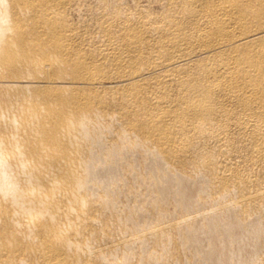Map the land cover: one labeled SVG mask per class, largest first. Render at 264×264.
<instances>
[{"label": "bare ground", "instance_id": "1", "mask_svg": "<svg viewBox=\"0 0 264 264\" xmlns=\"http://www.w3.org/2000/svg\"><path fill=\"white\" fill-rule=\"evenodd\" d=\"M0 264H264V0H0Z\"/></svg>", "mask_w": 264, "mask_h": 264}, {"label": "rangeland", "instance_id": "2", "mask_svg": "<svg viewBox=\"0 0 264 264\" xmlns=\"http://www.w3.org/2000/svg\"><path fill=\"white\" fill-rule=\"evenodd\" d=\"M107 151H108V150H106V151H104V152H100V156H101V159H100V160H101V161H104V160H105V157H106ZM108 152H109V151H108ZM137 152H138V151H137ZM137 152L135 151V153H137ZM103 153H104V155H103ZM135 153H134L131 149H129V150H126V151H124V152H122V153L119 154V155H120V156H119V157H120L119 159H121V160H117V158H115L114 160H112V159H108V160H109V161H108V160L106 159L104 163H105L106 165H108V164H111V163L114 164V163L116 162V164L118 163V164H120V165H121V164L124 165L125 168L123 167V171H122L123 173H122V174H125V175H122V174H121L123 177L120 176L119 179H118V178H117V180L114 179L115 181L112 180L113 183H111V181H110L111 184L108 185V186H109V187L111 186L112 188L110 187L109 189L112 190V189H115V188H116V189H117L116 191H120V192H122V193H121L122 196L118 197L117 200H120V199H121V200H124L123 203L125 202V204H127L128 202L130 203L131 201L134 202L135 200L138 201V204H140V205H137V204H136L137 202H134V203H135V205H137V208H138L139 206H140L139 208H142L140 211L142 212L143 215L140 214V213H141L140 211H139L138 213H139V215L141 216L140 220L143 221L144 224H146L149 220H150V222H153V220H156L155 218H154L153 220L151 219V216L154 217V215H152V214H154V210L151 209V208L148 206V204H149V203L151 202V200H152V199H151V196H152L153 194H151V193H153L155 186H154V185H151V184H154V183H150V182H148V183L144 182V183H143V181L141 182V184H140V182H137V183H135V184L133 183V187L131 186V183H132L131 178H132V177H131V174L128 175L127 173H131V171H129V170L132 169V166H131V165H128V164H134V163L136 164V163H138V161L141 163V162H144V161L146 160V159H145L146 154H145L144 152H140V153L138 152V154H135ZM101 154H102V155H101ZM125 154H126V155H125ZM127 154H128V156H127ZM133 154H134V155H133ZM132 155H133V156L137 155V156L134 157V160H133ZM122 157H123V158L128 157V159H127V158L125 159V161H126V160H128V161H126V162H125V161H122V160H123ZM131 157H132V158H131ZM135 158H136V159H135ZM138 158H139V160H138ZM130 159H131V160H130ZM130 161H133V162H130ZM135 161H137V162H135ZM109 162H110V163H109ZM122 162H123V163H122ZM129 162H130V163H129ZM99 163H100V161H99ZM101 163H102V162H101ZM126 164H127V165H126ZM130 167H131V168H130ZM133 170H134V169H133ZM124 171L127 172V173H125ZM124 176H125V179H124ZM129 176H130V177H129ZM126 178H127V179H126ZM128 178H129L130 180H129ZM119 180H120V182H121L122 180H123V182H124V181H127V182H124V183L121 182V183H120ZM128 181H129V182H128ZM130 181H131V182H130ZM119 183H120V184H119ZM125 183H127V185H126ZM145 183H146V184H145ZM114 184H115V186H114ZM139 184H140V185H139ZM143 184H144V185H143ZM147 184H148V185L150 184L151 187H149L150 185L147 187ZM116 185H118V186H116ZM119 185H120V186H119ZM125 185H126V187H125ZM108 186H107V188H108ZM122 186L125 187V189H124ZM135 186H137V188H138L137 190H135V188H136ZM142 186H143V190H142ZM144 186H146L147 188L144 187ZM152 186H154V187H152ZM113 187H114V188H113ZM128 187H129V188H128ZM140 187H141V189H140ZM119 188H120V189L122 188V189H121L122 191H121ZM118 189H119V190H118ZM127 189H128V190H127ZM132 189H133V190H132ZM144 189H145V190H144ZM149 189H150V190H149ZM111 190H109V191H111ZM123 190H124V191H123ZM141 190H142V192H141ZM146 190L148 191V193H147ZM125 191H126V192H125ZM139 191H140V192H139ZM145 191H146V192H145ZM151 191H152V192H151ZM127 192H128V193H127ZM133 192H134V193H133ZM136 192H137V193H136ZM143 192H144V193H143ZM150 192H151V193H150ZM125 193H127V195H126ZM129 193H130V194H129ZM139 193H140V195H142V197L139 195ZM145 193H147V195H148V194H151V196H150V195L147 196ZM131 194H132V196H134V194H135V195L138 194V195L132 197ZM144 194H145V195H144ZM129 195L131 196V198H127V197H126V196H129ZM130 196H129V197H130ZM137 196H138V197H137ZM144 196H146V197L144 198ZM124 197H126V198H124ZM148 197H150V198H148ZM132 198H133V200H132ZM135 198H136V199H135ZM140 198H141V199H140ZM137 199H138V200H137ZM127 200H128V201H127ZM129 200H130V201H129ZM147 200H148V201H147ZM144 201H145V202H144ZM146 201H147V203H146ZM121 202H122V201H118V202H117V203H118V207H120V205L122 204ZM140 202H142V203H140ZM119 203H121V204L119 205ZM129 203H128L127 205H129ZM145 203H146V204H145ZM125 204H122V205H121V208L124 207ZM135 205L132 204V203H130V206H135ZM143 205H144V206H143ZM141 206H143L145 210H144L143 207H141ZM205 206H206V208H208L210 205L207 204V205H205ZM148 208H150V211H152V212H148ZM146 211H147V212H146ZM171 211H172V212L174 211L173 207H171ZM145 212H146V214H145ZM148 213H150L151 216H150ZM151 213H152V214H151ZM178 213H179V212H178ZM178 213H174V212H173V213L171 214V217L173 216V217H175V219H177V217H179ZM145 216H146V217H145ZM148 216L150 217V219H148V218H149ZM142 217H143V218H142ZM147 217H148V218H147ZM144 219H145V220H144ZM147 219H148V221H147ZM150 222H148V223H150ZM141 223H142V222H141ZM142 224H143V223H142Z\"/></svg>", "mask_w": 264, "mask_h": 264}]
</instances>
